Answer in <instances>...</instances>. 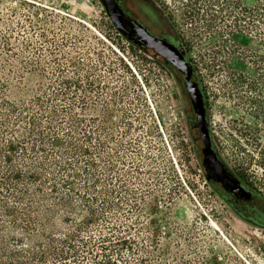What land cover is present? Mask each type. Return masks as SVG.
Returning a JSON list of instances; mask_svg holds the SVG:
<instances>
[{
  "label": "rangeland",
  "instance_id": "374dc122",
  "mask_svg": "<svg viewBox=\"0 0 264 264\" xmlns=\"http://www.w3.org/2000/svg\"><path fill=\"white\" fill-rule=\"evenodd\" d=\"M258 1L238 0L249 8ZM194 2L121 5L149 32L173 43L181 37L205 89L213 147L234 176L264 197V115L249 102L264 105V77L257 76L264 72V20L234 27L229 9L220 14L215 6L223 22L204 30L187 15ZM215 47L217 72L207 56ZM161 60L131 46L99 0H0V100L37 96L48 115L63 116L64 129L72 126L70 116L80 120L79 144L95 161L93 208L102 222L94 234L131 243L109 256L117 264H264V228L239 216L205 179L187 127L194 114L182 77ZM39 109L35 102L33 115ZM76 182L80 192L90 184ZM8 183L6 191L0 185V200L14 204L8 194L14 182ZM9 222L0 219V264L55 263L48 254L36 261L32 253L45 241L30 243Z\"/></svg>",
  "mask_w": 264,
  "mask_h": 264
},
{
  "label": "trees",
  "instance_id": "16d2710c",
  "mask_svg": "<svg viewBox=\"0 0 264 264\" xmlns=\"http://www.w3.org/2000/svg\"><path fill=\"white\" fill-rule=\"evenodd\" d=\"M194 1V7L188 6L187 15L196 26L204 30L211 31V23L223 22V15L217 13L221 14L225 9H229V16L234 19V27H240L239 23L247 19L264 20V0H259L253 8L241 6L238 0H233L231 6L227 0H208L205 8L200 7L202 0ZM215 6L219 10L212 13ZM201 11L204 14H201ZM167 21L175 29L170 18H167ZM191 24L189 25L192 26ZM175 44L184 50L186 60L192 69V78L205 95L198 69L188 57L189 50L183 45L180 36ZM130 45L149 53L160 64V58L152 51L132 43ZM207 56L212 71L217 72L221 64L220 50L217 47L209 49ZM161 62L165 64L162 60ZM165 65L172 69L171 66ZM257 76L263 79L264 72L258 69ZM249 91H254L252 86L249 87ZM255 101L252 99L249 102L255 104L257 114L264 115V105ZM35 102L39 104L40 109L33 115L32 106ZM50 113L52 114L48 115L37 96L26 103L7 98L0 100V166L5 165L3 167L5 170L0 167L1 189L6 191L9 188L8 182H14L8 192L14 204L0 200V219H9L12 227L19 229L32 244L35 241L37 243L45 241L46 250L41 246L43 249L39 250L40 252L32 253L38 262L45 260L48 254L55 260L54 264H81L79 261L82 259H90L89 264H117V260L108 253L113 252L117 256L122 250L129 251L131 243L126 239L115 240L114 236L101 234L98 230V234H94L102 222L100 215L93 208L95 198L92 184L95 183L93 177L95 161L91 157V149L81 147L79 144L77 135L80 120L75 114L70 116L73 120L68 130L64 129L65 121L61 114ZM187 127L193 142L194 155L205 177L197 132L190 118L187 120ZM81 162L85 167H81ZM261 163L264 168V158ZM81 178H85V182L88 181L91 185L85 184L80 192L76 181ZM240 181L254 198L253 203L247 208L254 210V217L259 222H264V197L242 178ZM207 182L234 207L233 200L225 196L229 193L211 179ZM54 244H59L60 247L53 246ZM17 254L12 252L11 261H14Z\"/></svg>",
  "mask_w": 264,
  "mask_h": 264
},
{
  "label": "water",
  "instance_id": "95a60500",
  "mask_svg": "<svg viewBox=\"0 0 264 264\" xmlns=\"http://www.w3.org/2000/svg\"><path fill=\"white\" fill-rule=\"evenodd\" d=\"M116 31L128 42L152 51L162 61L171 66L181 77L194 114L193 125L200 142L201 163L206 180H212L236 197H249L244 184L234 176L219 158L213 147L206 117L205 99L198 84L192 78L190 63L184 50L175 43L154 36L139 21L130 18L120 5V0H99Z\"/></svg>",
  "mask_w": 264,
  "mask_h": 264
},
{
  "label": "flooded vegetation",
  "instance_id": "af4514ba",
  "mask_svg": "<svg viewBox=\"0 0 264 264\" xmlns=\"http://www.w3.org/2000/svg\"><path fill=\"white\" fill-rule=\"evenodd\" d=\"M123 0H120V5H121V2ZM122 6V5H121ZM122 9L124 10V7L122 6ZM125 12V10H124ZM126 13V12H125ZM128 15V14H127ZM131 19L133 20H136L134 17H132L131 15H129ZM151 33V32H150ZM153 34V33H151ZM154 36L156 37H159V38H164L166 39L168 42H171L173 43L172 39L169 37V36H159V35H156V34H153ZM218 186H220L218 184ZM226 197H229L231 198V200H233V203H234V210L238 213L239 216H241L242 218H244L245 220H248L258 226H261L264 228V222H259L255 217H254V210L250 209V208H247L248 205L252 204L253 201H254V198H253V195L249 192V197L246 199V198H243V197H236L234 195H230V194H225Z\"/></svg>",
  "mask_w": 264,
  "mask_h": 264
}]
</instances>
